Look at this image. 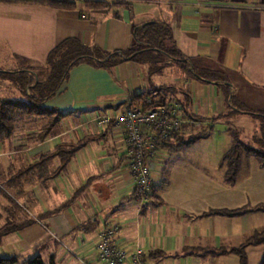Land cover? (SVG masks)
I'll list each match as a JSON object with an SVG mask.
<instances>
[{
	"label": "crops",
	"instance_id": "obj_1",
	"mask_svg": "<svg viewBox=\"0 0 264 264\" xmlns=\"http://www.w3.org/2000/svg\"><path fill=\"white\" fill-rule=\"evenodd\" d=\"M117 1L127 3L86 9L79 1L73 9H57L0 1V69L41 65L47 53L69 37L103 53L122 51L133 45L134 25L162 20L172 31L168 45L192 68L222 71L227 81L203 82L170 65L150 75L147 64L129 59L110 68L88 62L74 65L60 90L44 102L45 107L69 112L51 134L31 141L27 134L36 131L32 126L0 140V187L7 194L0 198V228L25 214L35 219L1 237L0 257L17 256L24 262L38 255L53 258L54 264H98L97 231L111 221L118 225L114 244L128 252L123 264H131L129 252L135 246L145 250L152 264H240L236 254L218 252L240 246L263 229L264 211L200 215L212 209L264 206V167L254 157H243L234 184L224 179L221 160L232 142L230 127L218 150L215 143L209 145L216 140L217 123L227 126L250 116L257 127L253 116L237 107L264 109V0H144L158 3L165 13L144 18L133 10L142 0ZM176 69L184 76H175ZM3 80L8 84L2 96H18L15 86ZM163 85L181 89L173 100L180 103L185 122L177 137L152 158V185L167 181L156 193L159 199L141 201L134 194L123 127L100 129L93 118ZM210 125L208 136L184 145ZM237 131L240 140L249 142L256 130L249 140ZM65 144L78 149L60 172L47 178L46 168L36 167L14 178L38 156ZM202 145L205 149L197 152ZM59 163L57 156L50 159L47 174ZM155 251L164 256L151 258ZM245 252L247 264H259L264 244L249 245Z\"/></svg>",
	"mask_w": 264,
	"mask_h": 264
},
{
	"label": "trees",
	"instance_id": "obj_2",
	"mask_svg": "<svg viewBox=\"0 0 264 264\" xmlns=\"http://www.w3.org/2000/svg\"><path fill=\"white\" fill-rule=\"evenodd\" d=\"M0 1H19L45 5L57 9H73L80 1L86 9H110L117 4H126L125 1L117 0H0ZM130 5V4H127ZM133 45L122 51H112L103 53L98 49L90 47L74 37H69L55 45L46 55L45 62L36 67L26 65L17 69H0V79L9 80L18 91L16 97H0V140L10 136L20 129L37 126L36 131L27 134L31 141H43L52 132L55 125L69 112H64L55 108L44 106V102L55 95L68 76L69 70L80 62H88L94 65L110 68L116 66L124 60H132L136 63L148 65L149 74L161 72L164 68L171 65L175 66L188 75L194 76L203 82H226L227 77L222 71L210 69H196L190 66L189 60L184 57L174 46H169L172 41V31L170 25L162 20H151L133 26ZM28 63V60L25 62ZM181 91L175 85H163L152 87L148 91L133 96L127 104L130 107L149 108L161 106L169 103L176 94ZM237 110L249 113L257 121L255 133L249 142L239 139L238 131L229 129L231 135V145L222 156L221 165H225L224 179L228 184H234L243 157H254L260 167H264V109L251 111L249 109L237 107ZM186 112V111H185ZM183 113V112H182ZM184 115V113H183ZM41 122V125H38ZM184 125V123H183ZM182 125V127H183ZM211 125L207 130H202L193 134L184 142V145L193 143L195 140L208 136L211 132ZM19 130V131H18ZM20 133V132H19ZM177 137V134L174 135ZM173 137V138H174ZM166 146V145H164ZM78 149L77 145L65 144L58 146L54 151L43 153L31 162L26 168L20 170L14 178L24 175L36 167L46 168L43 176L52 177L56 172H60L69 162L71 156ZM59 157L60 163L52 174L48 173V164L53 157ZM167 184L161 180L159 185H152L148 194L149 197L159 199V190ZM0 187V198L6 197ZM157 193V194H156ZM157 195V196H156ZM264 211L263 205L243 206L233 210H210L203 215L220 214L228 216H240L253 211ZM48 214V213H47ZM35 222L33 217L25 214L19 222H6L0 228V240L4 234L13 232L21 227ZM92 229L96 225L93 223ZM82 229V228H81ZM264 244V228L254 231L247 240L238 247L228 250L221 249L218 253H234L239 257L240 264H247L245 249L249 245ZM213 253V252H211ZM215 253V252H214ZM162 251H155L151 258L163 257ZM0 264H54L53 258L44 260L41 256H34L28 261L22 262L19 257H0ZM259 264H264V255Z\"/></svg>",
	"mask_w": 264,
	"mask_h": 264
},
{
	"label": "built area",
	"instance_id": "obj_3",
	"mask_svg": "<svg viewBox=\"0 0 264 264\" xmlns=\"http://www.w3.org/2000/svg\"><path fill=\"white\" fill-rule=\"evenodd\" d=\"M93 122L100 129L113 124L123 127L134 194L141 201L148 198L153 184L152 158L161 147L170 143L185 122L180 103L172 100L165 105L149 108L124 105L100 112L93 118ZM117 229L116 223L105 221L103 228L97 231L95 255L98 264H123L128 252L113 242ZM129 258L131 264H152L145 250L139 246L129 252ZM80 262L88 264L82 260Z\"/></svg>",
	"mask_w": 264,
	"mask_h": 264
},
{
	"label": "rangeland",
	"instance_id": "obj_4",
	"mask_svg": "<svg viewBox=\"0 0 264 264\" xmlns=\"http://www.w3.org/2000/svg\"><path fill=\"white\" fill-rule=\"evenodd\" d=\"M157 1V0H155ZM161 5H159L158 3H155L153 4L152 2L150 1H144L142 0V2L140 3H135V6L133 7V10L135 13H137V16H142V18L146 16H150V17H154V16H164L165 13L162 11L161 12ZM113 11H117V10H114ZM138 17L139 20H141L142 18ZM170 66L173 67V69H175V64H171ZM177 71V75L175 76H178V77H183L184 74L182 73V71L176 69ZM179 71V72H178ZM175 76H172L175 77ZM8 83L4 80L1 81L0 79V97H2V94H5V92L7 91V85ZM18 93V91H17ZM249 119L247 120H244L242 122H239V120H234L232 121V123L228 124L227 126L224 124V123H217L215 126H214V129H213V133L215 134V137H216V140L215 142H211V144H209L211 147H212V144H214V148L216 150H218L219 148V143H222L220 142L222 140V138L224 136L222 135H226L225 133V129L227 127H230V128H236L237 130H239V132L242 134L241 136L243 137L244 140H249L250 136L253 134V132L256 130V122L251 119L250 116H248ZM41 123V122H40ZM39 125V124H38ZM37 127V126H36ZM24 128H27L28 127H24ZM224 138H228L227 136H225ZM206 145V144H204ZM202 145V146H198L196 149V151H202L204 150L205 146ZM3 257V256H1Z\"/></svg>",
	"mask_w": 264,
	"mask_h": 264
}]
</instances>
